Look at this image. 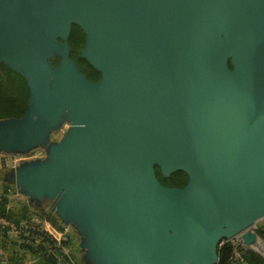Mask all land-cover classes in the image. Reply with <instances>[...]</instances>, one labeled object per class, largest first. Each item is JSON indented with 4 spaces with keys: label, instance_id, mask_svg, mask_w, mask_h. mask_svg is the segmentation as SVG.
<instances>
[{
    "label": "water",
    "instance_id": "1",
    "mask_svg": "<svg viewBox=\"0 0 264 264\" xmlns=\"http://www.w3.org/2000/svg\"><path fill=\"white\" fill-rule=\"evenodd\" d=\"M74 26L97 82L72 58ZM0 63L29 90L24 116L0 119V155L45 154L4 181L51 204L83 264H219L223 241L254 249L264 0H0ZM179 172L184 187L159 177Z\"/></svg>",
    "mask_w": 264,
    "mask_h": 264
},
{
    "label": "trees",
    "instance_id": "2",
    "mask_svg": "<svg viewBox=\"0 0 264 264\" xmlns=\"http://www.w3.org/2000/svg\"><path fill=\"white\" fill-rule=\"evenodd\" d=\"M85 35L82 30L74 26L70 38V45L73 49L72 58L77 62L82 70V64L91 69L92 73L96 71L91 65L79 58L78 53L82 49V42ZM59 60L56 61L58 64ZM29 101V90L25 79L19 74L9 69L4 64L0 63V119L5 118H20L24 116ZM164 185L170 187H184L187 182V176L182 173L173 174L170 178H163L159 176ZM9 189H7L8 192ZM7 194V193H6ZM0 215L9 220H14L17 225H21L23 221H32L34 218H39L45 222H49L54 226L60 227L62 230L64 226L59 225V221L54 215L46 214L45 212L36 209L33 205L30 208H24L20 214H17L9 208V199L7 196H0ZM32 208V209H31ZM34 209V211H33ZM37 210V211H36ZM33 228L23 229L19 235V243L16 244L24 253H30L32 256L38 258L46 264H51L47 261L51 252L60 254L57 247V241L45 230L40 229V225H32ZM1 233L7 234L9 230H0ZM64 246L69 248V240L64 243ZM220 262L219 264H233L234 248L226 244L220 247ZM23 258H17L13 263L21 264ZM244 259L246 264H264V258L259 256L254 251H244ZM67 264H71L69 258H66ZM1 264V261H0Z\"/></svg>",
    "mask_w": 264,
    "mask_h": 264
},
{
    "label": "rangeland",
    "instance_id": "3",
    "mask_svg": "<svg viewBox=\"0 0 264 264\" xmlns=\"http://www.w3.org/2000/svg\"><path fill=\"white\" fill-rule=\"evenodd\" d=\"M67 129H68V125H65L58 133H55L53 135V140H56V141L60 140L64 136V134L67 131ZM19 157L23 159L22 161H25V160H28L29 161V160H35V159L44 158L45 157V154H44V152L42 150H37V151L33 152L31 155H29V156H19ZM12 161H13L12 158L11 159L10 158H5V156L0 155V183L1 184L3 183V181L5 179V175L9 171H11ZM5 183H7V182H5ZM11 189L15 193H17L16 188H15L14 185L11 186ZM17 195L18 196H15L14 197L15 200L13 202V207L11 208L12 210L14 208L17 209L18 206H20V205L22 206L21 203H29L28 199L20 196L18 193H17ZM39 210L42 211V212H45L46 214L54 215L51 212V204L50 203H46L43 206V208L42 209H39ZM33 211H34V209H33ZM44 225H45V223H44ZM44 225H43V227H44ZM59 225L63 226L60 222H59ZM45 228L46 227H44V230L46 231ZM254 230L258 233L259 240L264 244V219L257 223V225L254 228ZM62 231H64V229ZM68 235H69V244H70V246L68 248V251H69L68 252V255L70 257L71 264H83V262L81 260V253H80L81 251H80V244H79L78 237L76 236L75 232L72 229H70L68 231ZM250 250L251 251H254L259 256H261L262 258H264V255L261 254L260 252H257L256 250H254V249L252 250V249L249 248V251Z\"/></svg>",
    "mask_w": 264,
    "mask_h": 264
},
{
    "label": "built area",
    "instance_id": "4",
    "mask_svg": "<svg viewBox=\"0 0 264 264\" xmlns=\"http://www.w3.org/2000/svg\"><path fill=\"white\" fill-rule=\"evenodd\" d=\"M5 158L13 159L12 164H11L12 166L11 170L15 169L23 160L19 156L5 157ZM44 223L45 221L39 218H34L30 222L23 221L21 222V225H17V223L14 220L13 221L9 220L0 215V230H9V232L15 233L18 237L23 229L26 230V229L33 228L32 225L34 224L38 226L40 225L41 226L40 229L44 230V227H43ZM69 230H70L69 228L64 227L62 237L59 240L55 239L57 241V247L60 250V254H55L54 252H51V254H55L57 256L59 264H67L66 258H69L70 260V257L68 255V252H69L68 247L64 246V243L69 240V235H68ZM226 244H229L234 248L233 264H246V261L244 259V251H248L249 248L243 245L238 239H233L230 241H223L221 244V247ZM6 255H7L6 250L0 244V259L5 258Z\"/></svg>",
    "mask_w": 264,
    "mask_h": 264
},
{
    "label": "crops",
    "instance_id": "5",
    "mask_svg": "<svg viewBox=\"0 0 264 264\" xmlns=\"http://www.w3.org/2000/svg\"><path fill=\"white\" fill-rule=\"evenodd\" d=\"M4 183L5 181H3L2 184L0 183V196L3 195L7 196V198L9 199V208H12L13 202L15 200L14 197L18 195L11 189V186L13 184L11 183L4 184ZM7 189H9L8 192ZM29 203H21L22 206L21 205L18 206L17 209L14 208L13 211H15L17 214H20L24 208H28V207L30 208L32 204ZM44 227H46L45 228L46 232L49 233L51 236H53L54 239L59 240L62 237L63 231L60 227L54 226L49 222H45ZM18 243H19V237L15 233L9 232L7 234H3L0 232V244L7 252L6 257L0 259L1 264H14L13 262L17 258H23L20 261L21 264H46L43 261H40L38 258L32 256L30 253L22 252L19 249V247L16 245Z\"/></svg>",
    "mask_w": 264,
    "mask_h": 264
},
{
    "label": "flooded vegetation",
    "instance_id": "6",
    "mask_svg": "<svg viewBox=\"0 0 264 264\" xmlns=\"http://www.w3.org/2000/svg\"><path fill=\"white\" fill-rule=\"evenodd\" d=\"M85 42H86V39H84V41L82 42V49L85 47ZM82 73H84L88 77V79L91 81L97 82L101 78L98 72L92 73L91 69L84 66L83 64H82Z\"/></svg>",
    "mask_w": 264,
    "mask_h": 264
},
{
    "label": "bare ground",
    "instance_id": "7",
    "mask_svg": "<svg viewBox=\"0 0 264 264\" xmlns=\"http://www.w3.org/2000/svg\"><path fill=\"white\" fill-rule=\"evenodd\" d=\"M254 249L264 255V244L259 239Z\"/></svg>",
    "mask_w": 264,
    "mask_h": 264
}]
</instances>
